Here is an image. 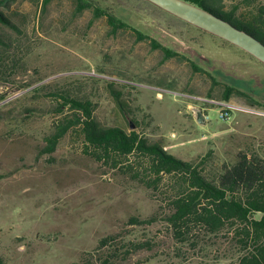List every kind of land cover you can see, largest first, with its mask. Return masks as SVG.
Listing matches in <instances>:
<instances>
[{
  "label": "rangeland",
  "instance_id": "rangeland-1",
  "mask_svg": "<svg viewBox=\"0 0 264 264\" xmlns=\"http://www.w3.org/2000/svg\"><path fill=\"white\" fill-rule=\"evenodd\" d=\"M43 1L9 0L0 7L16 26L0 24V255L5 263L237 264L228 231L200 236L196 246L174 240L162 220L174 194L168 176L153 191L140 169L129 170L124 161L117 167L98 161L85 151L78 126L54 152L41 153L45 137L73 114L68 108L56 112L58 101L47 92L64 88L87 98L102 126L135 129L183 160L195 163L207 154L201 169L212 178L239 152L264 159V63L147 0H88L91 6L85 8L78 0H50L46 6ZM222 4L246 18L264 8V0ZM96 6L126 26L114 28L106 14L96 15ZM152 40L178 54L165 59ZM191 61L204 71L193 70ZM110 81L123 109L113 99ZM40 84L49 87L33 90ZM224 84L244 94L227 99L233 104L227 120L218 118L213 102L224 101ZM191 107H204L208 120L198 123ZM154 213L158 219L152 224L128 223ZM106 236L113 237L98 247ZM145 240L152 249L124 253L131 243Z\"/></svg>",
  "mask_w": 264,
  "mask_h": 264
},
{
  "label": "trees",
  "instance_id": "trees-1",
  "mask_svg": "<svg viewBox=\"0 0 264 264\" xmlns=\"http://www.w3.org/2000/svg\"><path fill=\"white\" fill-rule=\"evenodd\" d=\"M50 0H44L43 6ZM231 22L236 27L246 30L264 43V8L252 18L239 17L233 11L223 10L224 0H186ZM9 0H0V7H6ZM83 8L91 6L88 0H78ZM96 15L106 14L108 22L114 28L124 27L126 23L106 10L96 6ZM0 24L16 28L10 18L0 10ZM141 37H146L138 32ZM3 38L0 35V45ZM154 49H161L168 59L178 53L165 47L156 40L151 41ZM191 66L195 71L204 68L194 61ZM1 70V64H0ZM211 76V74H209ZM212 77V76H211ZM213 78V77H212ZM114 101L123 109L120 92L113 89L114 82L108 83ZM222 99L232 95H244L231 84H224ZM47 84L35 86L33 90L48 88ZM47 96L58 101L56 112L63 113L65 108L73 111L63 117L53 132L45 137V146L41 153L55 151L59 140L74 127L80 128L85 145L93 156L112 167L124 164L125 167L140 169L142 177L147 178L145 186L156 191L163 183L164 175L173 182L174 194L170 197L169 212L162 215V220L175 241L196 246L200 236H208L228 231L235 240L238 252L237 264H264V159L257 154L239 152L234 163L223 166L218 173L209 178L201 169L207 154L198 162L178 158L156 142L150 143L135 129L126 130L118 126H102L92 114L93 102L87 98L73 95L64 88H54ZM131 156L141 158L145 163L132 160ZM126 160V161H125ZM124 161V162H123ZM123 165V166H124ZM136 165V167L134 166ZM167 183V182H166ZM259 214V217L255 215ZM154 213L145 218L136 216L128 220L129 224L146 225L157 221ZM113 236H106L99 241L98 247L106 245ZM141 249H152L150 241L131 243L125 250L126 255ZM113 255V254H110ZM106 260V259H105ZM109 264V261H104ZM0 264H6L0 255Z\"/></svg>",
  "mask_w": 264,
  "mask_h": 264
},
{
  "label": "water",
  "instance_id": "water-1",
  "mask_svg": "<svg viewBox=\"0 0 264 264\" xmlns=\"http://www.w3.org/2000/svg\"><path fill=\"white\" fill-rule=\"evenodd\" d=\"M176 17L210 32L251 54L264 63V43L246 30L213 12L186 0H147ZM198 123H205L202 112L196 113ZM133 128V125H131Z\"/></svg>",
  "mask_w": 264,
  "mask_h": 264
},
{
  "label": "built area",
  "instance_id": "built-area-1",
  "mask_svg": "<svg viewBox=\"0 0 264 264\" xmlns=\"http://www.w3.org/2000/svg\"><path fill=\"white\" fill-rule=\"evenodd\" d=\"M176 39V37H175ZM177 41H179V43H181V45H185L184 42L176 39ZM157 95L159 97H161L163 95L162 91H158ZM215 106L217 107V114H218V118L223 119V120H227L231 117L232 115V110H233V104L231 103V101H219V102H215L213 101ZM204 107L201 108H196V107H191V111L194 114V116H196L197 111H201L204 117V121L208 120V115L206 114L205 110H203Z\"/></svg>",
  "mask_w": 264,
  "mask_h": 264
}]
</instances>
